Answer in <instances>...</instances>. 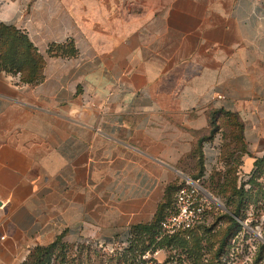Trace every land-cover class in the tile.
I'll list each match as a JSON object with an SVG mask.
<instances>
[{
	"label": "crops",
	"instance_id": "1",
	"mask_svg": "<svg viewBox=\"0 0 264 264\" xmlns=\"http://www.w3.org/2000/svg\"><path fill=\"white\" fill-rule=\"evenodd\" d=\"M0 22L42 58L0 69V264L148 221L213 163L224 113L244 169L264 150V0H0Z\"/></svg>",
	"mask_w": 264,
	"mask_h": 264
},
{
	"label": "rangeland",
	"instance_id": "2",
	"mask_svg": "<svg viewBox=\"0 0 264 264\" xmlns=\"http://www.w3.org/2000/svg\"><path fill=\"white\" fill-rule=\"evenodd\" d=\"M230 131L231 139L222 131L213 163L198 175L215 202L185 238L168 239L160 228L154 233L155 225L114 229L112 223L110 231L83 237L64 231L57 239L31 245L18 264H264V150L254 157L261 158L255 165L244 169L237 125ZM172 208L168 203L163 209ZM50 242L53 246L44 248Z\"/></svg>",
	"mask_w": 264,
	"mask_h": 264
},
{
	"label": "trees",
	"instance_id": "3",
	"mask_svg": "<svg viewBox=\"0 0 264 264\" xmlns=\"http://www.w3.org/2000/svg\"><path fill=\"white\" fill-rule=\"evenodd\" d=\"M42 66V58L41 56L36 52L35 48L32 46L30 41L28 40L26 34L22 32L21 30L15 28L11 24L0 22V69H3L5 71H19L20 77L22 80L25 81H32L39 77L40 68ZM233 124L237 125L238 127V133L237 137L240 142V144L243 145L240 139V125L237 120V117L230 113H224L223 121H222V131H226V135L228 138L231 139L230 130L233 126ZM216 129L215 126H212L210 128V134ZM229 139V140H230ZM231 141V140H230ZM234 142V141H232ZM244 151V145L243 150H240L241 152ZM231 154V153H230ZM261 159L260 157H256L252 164L255 165V161ZM198 165L201 164L200 158L197 159ZM200 167V166H199ZM200 174V170L198 174L188 176L189 178L193 180H198V175ZM177 185H174V191L176 189ZM172 203L171 201L166 200V202L158 203L156 206V210L154 211L152 217L145 222H139L142 223L143 227H151L155 225L154 233H156L159 229V221L160 219L166 214L168 211L167 209H163L166 204ZM232 215L234 217H238V210L233 209ZM232 222L238 225L236 223L235 218H231ZM138 223H133V225ZM189 232V229L181 230L179 232L170 234L168 239L176 237V235H180V237L185 238L187 236V233ZM60 234V233H59ZM157 235V234H156ZM156 235H154L156 237ZM57 236V235H56ZM56 236L54 239H57ZM53 239V240H54ZM52 240V241H53ZM152 240V238H151ZM154 240V237H153ZM53 246V242H50L48 245L44 246L51 247ZM39 248V247H38ZM43 248V247H42ZM37 264H42V261L39 260Z\"/></svg>",
	"mask_w": 264,
	"mask_h": 264
},
{
	"label": "built area",
	"instance_id": "4",
	"mask_svg": "<svg viewBox=\"0 0 264 264\" xmlns=\"http://www.w3.org/2000/svg\"><path fill=\"white\" fill-rule=\"evenodd\" d=\"M221 95L217 94L216 97ZM212 197L198 180L189 177L181 178L173 194V208L169 209L159 221L163 233L173 234L190 229L204 215Z\"/></svg>",
	"mask_w": 264,
	"mask_h": 264
}]
</instances>
